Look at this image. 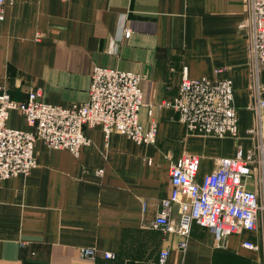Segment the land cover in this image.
Wrapping results in <instances>:
<instances>
[{
  "label": "crops",
  "instance_id": "crops-1",
  "mask_svg": "<svg viewBox=\"0 0 264 264\" xmlns=\"http://www.w3.org/2000/svg\"><path fill=\"white\" fill-rule=\"evenodd\" d=\"M245 20L244 0L7 1L0 87L13 101H25L34 88L41 102L67 108L87 102L94 67L137 73L143 77L139 121L147 129L154 119L157 134L145 145L118 133L106 140L100 127H86L90 145L77 157L38 141L37 167L1 183L0 264H157L162 250L168 251L166 264H261L262 250L242 244H263L264 213L257 231L231 233L221 247L210 229L197 224L187 237L153 227L159 201L170 193L172 163L200 157L201 183L218 159L251 148L248 31L240 28ZM184 72L188 79L232 82L236 138L186 135L177 113L158 107L177 96ZM6 126L29 130L17 111H10ZM245 187L263 197L258 164ZM171 217L177 220V207ZM83 249L95 257L82 258Z\"/></svg>",
  "mask_w": 264,
  "mask_h": 264
},
{
  "label": "built area",
  "instance_id": "built-area-1",
  "mask_svg": "<svg viewBox=\"0 0 264 264\" xmlns=\"http://www.w3.org/2000/svg\"><path fill=\"white\" fill-rule=\"evenodd\" d=\"M0 0V22L4 20V5ZM246 20L240 25L248 31L250 66V103L253 125L248 130L251 148L244 152L240 147L233 158L215 162L210 175L196 182L200 157L185 155L169 168L170 193L159 201V212L154 228L166 233L187 237L192 224L208 228L214 234L216 247H221L231 233L242 230L257 231V217L264 213V194L260 199L245 187L254 164L264 170V0H244ZM129 33L126 31L125 37ZM142 76L112 68L94 67L90 74L88 99L84 104L63 108L41 102L40 89H29L23 102L13 101L0 87V188L1 183L18 175L27 176L37 167L34 147L41 141L47 148L66 150L74 156L82 147L90 145L83 134L84 128L100 127L107 140L118 133L136 144H153L157 123L151 119L144 129L139 121L143 103L140 89ZM158 107L173 109L186 135L202 137H237L238 117L233 101L232 82L228 79H188L185 72L178 94ZM148 105V115H152ZM10 111L23 115L28 131L6 126ZM100 174V172H97ZM177 207V220L171 217ZM245 249L262 250L263 244L244 242ZM184 249L185 242L179 245ZM91 249L81 250L82 258H94ZM110 259V253L104 254ZM168 251L162 250L157 264H166Z\"/></svg>",
  "mask_w": 264,
  "mask_h": 264
}]
</instances>
